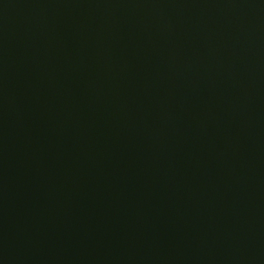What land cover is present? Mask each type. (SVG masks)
Wrapping results in <instances>:
<instances>
[{"label": "water", "instance_id": "95a60500", "mask_svg": "<svg viewBox=\"0 0 264 264\" xmlns=\"http://www.w3.org/2000/svg\"><path fill=\"white\" fill-rule=\"evenodd\" d=\"M0 264H264V0H0Z\"/></svg>", "mask_w": 264, "mask_h": 264}]
</instances>
